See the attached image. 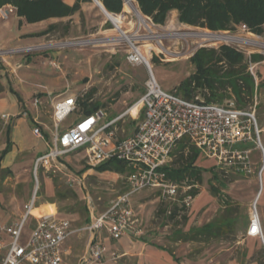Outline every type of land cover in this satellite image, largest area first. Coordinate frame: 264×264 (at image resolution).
I'll return each instance as SVG.
<instances>
[{
    "label": "built area",
    "instance_id": "1",
    "mask_svg": "<svg viewBox=\"0 0 264 264\" xmlns=\"http://www.w3.org/2000/svg\"><path fill=\"white\" fill-rule=\"evenodd\" d=\"M134 2L135 0H122L124 6L130 8V11L126 13L133 11V8L136 9L134 5L136 2ZM111 15L116 16V14ZM143 21L144 24L138 21L137 30L132 35H127L114 23L113 26L120 33V37L112 41L118 44L125 42L121 41L122 38H131V42H126L129 49L126 55L127 62L143 64L148 72L145 91L135 103L139 105L138 110H142V119L137 127L129 135L118 138L116 125L124 119L129 110L110 121H103L105 114L99 109L88 116H82L63 133H59V126L76 110L78 99L83 97L82 94L64 95L53 104L52 108L53 127L55 128L53 146L46 154L39 156L35 162V169L38 167L48 169L54 163L55 167L60 170L64 166L59 159L79 150L85 152L84 157L89 170L109 160L122 161L130 169L126 178L128 191L112 201L105 211L92 216L90 223L80 229H74L68 220L60 219L54 214L34 216L31 213L35 203L34 195L31 201L24 206L25 212L18 223L5 226L0 224V233L9 240L7 242L0 237V264H63L61 246L70 236L80 231H87L91 234L92 238L88 243L87 252L92 263H99L106 248L98 239L96 240V237L94 238L97 231L105 232L106 238L114 242L121 240L124 236L132 235L139 238L143 235L141 221L133 213L130 204V197L142 190L157 191L163 200L170 203L171 207H177L178 216L187 212L193 199L189 195L192 186L170 182L163 170L170 163L171 153L182 139L189 140L190 144L199 151V157L213 160L217 165L227 159L237 158L243 162V169L246 173L251 172L246 156L248 151L237 150L236 145L254 142L264 159V147L260 141V130L255 118L254 99L252 106L239 109L232 100L223 103H208L198 96L188 100L175 92L163 91L153 77L150 62L143 57L144 53L141 48H146L145 54L151 55L154 51L152 44L156 42L157 56L161 54L165 57L167 55L177 58L182 53L165 49L160 39L170 38L172 40L174 37H186L190 34H168V32L157 34L154 31L158 29V24H155L149 17H143ZM140 27L148 33L139 34ZM238 30L245 36L229 31L209 30L210 32L194 33L193 37L199 39L202 44L196 46L187 59L190 60L200 48H211L204 45L205 42H219L230 46L237 52L243 53L244 56L246 55L247 72L252 76L256 89L257 67L264 62V38L252 33L246 25H240ZM207 35L215 36L218 41H209L203 37ZM92 42V40L66 42L62 46L91 44ZM138 42H144L143 46L138 45ZM37 47L20 48L14 50L13 53L29 52ZM6 53L10 52L0 51V57ZM253 54L262 56V60L253 62L250 58ZM158 58L161 62L165 61L160 56ZM51 65L56 66L55 63ZM38 104V98H34L32 105L36 107ZM1 119L6 121L8 116L3 115ZM32 133L36 137H42L38 127L33 128ZM262 169L263 167L260 171ZM84 179V174L67 175V184L72 189L77 187L81 190L84 189ZM30 219L33 222L28 234L23 238L24 227ZM245 235L257 237L263 242L255 205L252 206ZM111 257L116 259L118 256L111 253ZM87 261L88 259L82 257L78 264H88Z\"/></svg>",
    "mask_w": 264,
    "mask_h": 264
},
{
    "label": "rangeland",
    "instance_id": "2",
    "mask_svg": "<svg viewBox=\"0 0 264 264\" xmlns=\"http://www.w3.org/2000/svg\"><path fill=\"white\" fill-rule=\"evenodd\" d=\"M134 5L139 11L137 4L135 3ZM122 6V11L116 14L124 17L122 18L120 29L127 35H132L137 30V16L133 11L126 13L123 3ZM143 17L146 18V16ZM53 22L57 26L56 29L41 38L40 46L32 51L21 53L28 55L35 52L44 54L54 51L64 54V56L70 57L73 60H30V66L32 65L30 67L32 69L31 72H21V76L26 80L23 84L26 90H29L32 94L45 91L62 93L68 91L67 88H69L74 94H82L83 97L80 98L91 94L90 101L102 104L100 109L105 114L103 121H110L122 115L139 101L145 91L148 72L143 64H131L127 62L126 55L129 51L127 43L121 42L117 44L112 42L115 38L120 37V33L93 1L90 0V2L81 4L80 11L72 16L55 19ZM157 28L154 31L157 34H166L167 32L168 34H190V36L186 37H174L172 40L170 38L160 39L165 49L182 53L177 58L167 55L165 57L158 54V56L165 60L161 62L156 55L158 53L157 49H155L156 42L152 44L154 51H152L151 55H146V48H141L150 62L151 73L160 88L163 91L175 92L182 96L179 86L195 71L194 66L187 58L196 46L202 44L199 39L193 37V34L210 31L198 27H189L180 23L176 11L169 12L165 23L157 26ZM147 33V30L140 27L139 34ZM233 33L245 36L238 29ZM262 37L264 38V35ZM89 40L94 41V43L62 46L66 42H86ZM106 40L108 41L107 43L104 42ZM143 43L138 42V45L143 46ZM204 45L218 48L223 43L205 42ZM43 57L47 58V56ZM33 62H36L34 66ZM51 63H55L56 66L53 67ZM4 75L8 79V73L6 72ZM259 75V68L257 67V88L254 93L256 122L257 112H264V90L260 86ZM8 84L10 85V83ZM32 94L29 97H32ZM196 95L202 99L198 93ZM230 100L234 101L233 99ZM82 116L81 109L77 103L76 110L60 125L59 133H63L72 123L80 120ZM141 119L142 110H138L136 116L128 113L116 125L117 137L122 138L129 135L137 127ZM2 121L1 119L0 133H4L7 126ZM35 142H38L35 137L26 136L27 145L31 146ZM84 156L85 152L79 150L62 157L64 161H62V165L64 167L62 168L63 170L58 172L50 168L46 170L43 167L35 169V162L38 157L31 156L28 153L19 154L17 160L14 162L15 164L12 166V171H9L10 173H5V171L0 173V175H4V178L0 180V221L18 223L25 212L24 206L31 201L32 197L35 195L34 205H39L41 202L46 201L50 194L52 197L54 196L55 186L58 189H70L77 194L76 200L55 203L56 217L68 220L74 229H80L86 225L84 220L87 215L84 209L88 211L89 220L96 213L105 211L112 201L125 193L123 190L127 187V175L112 172L98 173L94 169L89 170L86 168ZM213 163L212 161H207L204 157H199L196 165L208 170L212 168ZM240 164V160L232 158L230 160L227 159L219 165H215V168H221V171L216 172L223 181L225 180L223 175L226 174L228 176L226 177V181H228L230 179L229 176L234 174L232 169H235L233 167H240ZM260 169L261 166L258 167L255 175L257 188H260L261 183L258 174ZM81 170L85 171L79 174ZM82 174L85 176L84 189L79 190L77 187L74 189L70 188L67 184V175L80 176ZM247 174L249 173L244 172L245 176ZM239 177L241 180L247 179V177H242V175H239ZM209 182H212L216 188L221 190L218 182L211 178V174L204 172L203 182L197 186L199 191L201 192L202 189L207 190ZM220 194V199L215 198L213 202H201L200 213L206 209H210L208 211L209 215H207L208 213L204 214L205 219H210L212 216L210 212L213 213L216 208L219 210V206L223 207L230 204L231 199L222 191H220ZM130 204L133 213L141 221L143 235L139 237L140 239L148 236L154 245L168 247L169 245L165 239L167 234L170 232L176 233L177 230L182 232L184 228V217H187L188 212L176 217L175 221L168 220L167 215L161 213V210L166 209V206L169 208L170 204L168 201L163 200L157 191L149 189L139 191L130 197ZM253 205L254 203L250 207L249 214ZM42 212H54V207L48 205L43 209H33L31 213L34 216H41ZM32 222V219H30L26 223L23 230V238L28 234ZM90 235L87 231H80L69 237L70 240L67 246L71 249V254L65 260L66 264H76L84 255L86 251L85 245ZM129 236L132 240L137 238L132 235ZM95 237L101 242L106 238V234L103 231H97L94 235ZM3 240H6V238H3ZM6 241L8 242L9 240L7 239ZM115 243L111 242L110 246ZM180 243V246L188 248L183 241ZM173 248L176 249L174 245ZM189 248L191 247L189 246ZM111 253L116 254L114 251ZM110 260L115 262L117 258L113 259L110 254Z\"/></svg>",
    "mask_w": 264,
    "mask_h": 264
},
{
    "label": "crops",
    "instance_id": "3",
    "mask_svg": "<svg viewBox=\"0 0 264 264\" xmlns=\"http://www.w3.org/2000/svg\"><path fill=\"white\" fill-rule=\"evenodd\" d=\"M63 2L69 6L74 3L73 0H63ZM54 20L55 19H48L38 23L28 24L24 18L18 16L16 9L11 5H5L0 9V51L10 52L0 57V123L3 115L8 116L6 121L3 120L5 124H7L4 133H0V169L2 170L12 171V166L15 164L14 162L17 160V156L21 153H28L29 155H34L36 157L46 154L53 146L55 136V128L53 127L52 119L53 104L64 95H77L72 93L69 88H67L68 91L62 93H53L51 91L43 90L45 92L32 94V92H29V90H26L23 86L26 80L21 76V72H31L32 69L30 67L32 65L30 66V60H73L70 57L64 56V54L54 51H49L44 54L35 52L34 54L28 55L21 52L13 53L14 50L20 48L40 46L41 38L45 36L42 35V33L49 25L54 24ZM43 56H47V58ZM34 64H36V62H33V66ZM258 68L260 74V86L263 88L262 90H264V62L260 63ZM6 72L8 73V79L4 75ZM8 83H10V85ZM30 94H32V97H29ZM34 98H38L39 100V104L36 107L32 105V100ZM257 113V127L260 130V141L264 147V112L258 111ZM3 121L2 123H4ZM35 127L40 129L42 137H36L33 135L32 130ZM59 129L60 126L58 132ZM28 135L35 137L38 142H35L31 146L27 145L26 136ZM240 146H244L248 151L246 156L251 172L246 176L244 175L245 171L243 169L242 161H240V167H233L235 169H232L234 174L229 176L230 179L226 181L225 186L220 187L221 190H219V192L222 191L231 199L230 204L223 207L219 206V210L216 208L213 213L210 212V214H212L210 219H205L204 214L208 213L207 215H209L208 211H210V209H206L204 212L202 211V213H200L201 202H213L216 197H213L208 192V189H202L200 192L197 188L199 193L192 199L191 206L187 210L188 215L184 220V228L182 230V233H188L191 229L200 228L201 226L219 219L220 216L225 214L226 210H228V221H230L229 223L231 224L234 220L235 224L230 226L229 229H225L223 234H220L217 237H212L206 242L201 240L195 242H183L186 244V247H188L187 249L179 245L182 241L174 239L175 232H170L165 238L166 243L169 245L168 247L154 245L151 243L152 240H150L148 236H145L146 238H136L133 240L130 236H124L112 246H110V244L114 241L104 238L101 243L105 246L106 252L103 254L99 263H92L91 257L87 252L88 243L92 238L89 236L85 245L86 251L82 257L88 259V264L263 263L264 159L261 156L260 150L253 142L242 143ZM4 151H6L5 154H3ZM1 154L3 155L1 156ZM62 161V158H60L59 162L61 164ZM207 161L214 162L213 160L208 159ZM213 164L212 168L215 173H217L216 171H221V168H215V165H217L215 162ZM259 166L263 167V169L258 173L261 183L260 188H257L255 175ZM50 169L58 172L63 170L62 168L58 170L54 163ZM239 175L247 177L248 180H241ZM48 198H52L51 194ZM253 203L259 218L263 242L257 237H248L245 235L249 224V210ZM48 205L54 207L53 214L57 215L54 203L43 201L37 207L34 206L33 209H43ZM46 214L48 213L42 212L41 215ZM0 224L5 226L15 224V222L9 223L8 221L3 220L2 222L0 221ZM220 225L219 222L218 226ZM0 237L4 239L6 238L7 240V237L1 233ZM69 240L70 239L68 238L61 246L60 251L63 258V264H66L65 260L71 254V249L67 246ZM173 245L176 249L173 248ZM189 246L191 248H189ZM113 251L118 256L115 262L110 260V254ZM80 259L76 264L79 263Z\"/></svg>",
    "mask_w": 264,
    "mask_h": 264
},
{
    "label": "trees",
    "instance_id": "4",
    "mask_svg": "<svg viewBox=\"0 0 264 264\" xmlns=\"http://www.w3.org/2000/svg\"><path fill=\"white\" fill-rule=\"evenodd\" d=\"M73 1V5L69 6L63 0H0V9L5 5H11L16 9L18 16L24 18L28 24H33L48 19L70 17L80 11L82 3L90 2V0ZM99 1L109 13L119 14L122 11V0ZM135 2L140 13L158 25L165 23L169 12L176 11L178 21L192 27L210 31L234 32L240 25H246L252 33L264 35V0H135ZM134 13L138 20L142 21V16L137 9ZM117 17L122 18L118 15ZM56 27V24L49 25L42 35L54 31ZM203 37L209 41H218V38L213 35ZM250 58L253 62L262 60V56L258 54H253ZM190 62L195 71L179 86L183 98L189 100L198 96L196 95L198 93L202 100L208 103H223V101L233 99L239 109H247L252 106L256 90L255 83L252 76L247 72V61L243 53L226 45L218 48H200L190 58ZM90 99L91 94H87L78 100L83 116L96 112L102 106L99 102H93ZM241 144L236 145V148L241 149V151L246 150L244 146H240ZM5 153L6 151L3 152V154ZM198 159L199 151L190 144L189 140L182 139L171 153L170 163L163 168L170 182L174 184L185 183L192 186L189 191V195L192 197L199 193L197 186L202 184L204 172H209L211 178L218 182L219 187L225 186L227 177L226 174L223 175L225 177L223 181L213 169L206 170L197 166ZM94 170L98 173L112 172L121 175H127L130 171L126 163L117 160L103 162ZM4 171L10 173L9 170L0 169V173ZM84 171L81 170L79 174ZM3 178L4 175H0V180ZM208 185V192L213 197L220 199L219 189L212 182H209ZM126 186L124 192L129 189L128 185ZM74 199H77V194L74 191L66 188L58 189L55 186L54 196L48 198L46 202L55 204ZM34 206L37 207L38 205ZM169 209L170 213L168 214ZM84 211L87 215L84 222L89 224L88 211L86 209ZM161 213L166 214L170 221H175V218L178 217L176 206H169V208L166 206V209H162ZM95 215H99V212ZM228 215L229 212L226 210L219 219L200 228L191 229L188 233L177 230L174 239L183 242H195L197 240L206 242L212 237L223 234L225 229H229L235 224L234 220L231 224L229 223ZM185 219L186 217H184ZM219 222L220 226H218ZM262 255L264 257V250ZM258 264H264V262Z\"/></svg>",
    "mask_w": 264,
    "mask_h": 264
},
{
    "label": "bare ground",
    "instance_id": "5",
    "mask_svg": "<svg viewBox=\"0 0 264 264\" xmlns=\"http://www.w3.org/2000/svg\"><path fill=\"white\" fill-rule=\"evenodd\" d=\"M126 10H128V11H130V8H128L127 6H126ZM136 9L135 8H133V12L135 11ZM107 18V17H106ZM108 19V18H107ZM111 20L113 21V23H115L118 27H120V25L122 24V18L121 19H119L118 17H117V15L114 17H111ZM139 21V20H138ZM124 22V21H123ZM140 22V24H144V21H143V17H142V21H139ZM130 24V23H129ZM130 26H132V25H130ZM207 36H211V35H207ZM134 39V38H133ZM118 40H120V39H118ZM131 38H129V37H126V38H122L121 39V41H125V42H131ZM117 41V40H116ZM103 42V41H102ZM104 42H107V41H104ZM94 43V41L92 42V44ZM59 46V45H58ZM147 55V54H146ZM146 55H144L143 54V57L145 58V59H147V56ZM138 104H134L130 109H129V112L128 113H130L131 115H133V116H135L136 115V113H137V110H138ZM33 210V209H32ZM32 210H31V212H32ZM48 214H53L54 212H47Z\"/></svg>",
    "mask_w": 264,
    "mask_h": 264
},
{
    "label": "water",
    "instance_id": "6",
    "mask_svg": "<svg viewBox=\"0 0 264 264\" xmlns=\"http://www.w3.org/2000/svg\"><path fill=\"white\" fill-rule=\"evenodd\" d=\"M91 1H93V2L97 5V7L103 12V14L108 18V20H109L113 25H115V24L113 23V21L111 20L112 15L109 14V13L105 10V8H104L103 5L101 4V2H99L98 0H91ZM34 194H35V193H34Z\"/></svg>",
    "mask_w": 264,
    "mask_h": 264
}]
</instances>
